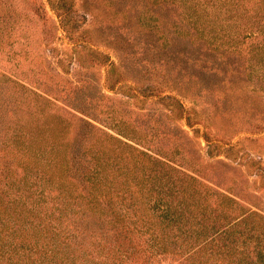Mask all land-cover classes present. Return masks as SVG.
<instances>
[{"label":"trees","instance_id":"trees-1","mask_svg":"<svg viewBox=\"0 0 264 264\" xmlns=\"http://www.w3.org/2000/svg\"><path fill=\"white\" fill-rule=\"evenodd\" d=\"M51 27L102 84L49 72ZM0 61V264H264V214L206 168L264 128V0H0Z\"/></svg>","mask_w":264,"mask_h":264},{"label":"rangeland","instance_id":"rangeland-1","mask_svg":"<svg viewBox=\"0 0 264 264\" xmlns=\"http://www.w3.org/2000/svg\"><path fill=\"white\" fill-rule=\"evenodd\" d=\"M17 2H20L26 6L32 7L33 5L38 4L40 0H16ZM105 1V0H103ZM108 1V0H107ZM86 2H93V3H99L100 0H74V4L79 6L82 4H85ZM47 15L50 18H54V13L52 10L47 7ZM35 18V16H33ZM50 20H46V24L42 23V20H38L37 28L42 26L44 30H47L46 27L48 24H50ZM42 29V30H43ZM52 33H46V37H48L47 40L50 39V43L56 45L57 49L49 50L48 47H43L39 50L45 54L47 57L46 60L49 65V72L52 74L59 73L61 78L65 77H88L90 79H95L97 84H102L103 80V70L104 67L100 64L94 65L91 68H85V66L81 65V61L77 59L76 57L70 56V53L72 52L70 48L65 47L64 45L70 44L71 39H68L67 37H64L63 39H58L55 37L54 29L51 27ZM58 34L60 32L58 31ZM42 35V33H41ZM102 49H105V51L109 52V48H104L103 46H99ZM68 49V50H67ZM109 49V50H108ZM62 51V55L65 57V64L64 68L68 69V72H64L61 70V67L57 63H55L56 58L58 57L56 55V51ZM112 54H115L116 51H112ZM64 52V53H63ZM66 54V55H65ZM124 54L122 55V59H126L127 54L124 51ZM57 56V57H56ZM117 60V59H116ZM119 60V59H118ZM2 61V60H1ZM0 61V62H1ZM119 62V61H118ZM1 64V63H0ZM42 65H45V62L42 63ZM53 65V66H52ZM1 68V67H0ZM24 68H27V65H24ZM89 75L91 77H89ZM106 93L109 95V97L105 99H109L110 101H113L115 103H120V96H125L121 92H113L111 89H106ZM124 104V103H123ZM136 106L137 103H134ZM143 106H153L152 102L145 103ZM172 123L175 125H178L180 123V120L177 118L171 119ZM256 120H252L251 122H255ZM195 126H199L198 124H195ZM248 127L246 130H242L240 134H238L235 138L238 139L237 144L233 147V150L230 153L225 152H212V156L209 157L208 162L206 164V168L208 169V172L211 174H214V183L212 185L220 190L227 191V186L231 184H236L237 186L241 187V190L236 189L237 192H240L239 194L242 196L241 202L243 203H249L253 206V208L259 210L262 214H264V128L260 125H249L245 126ZM188 128V127H187ZM190 128H188L189 130ZM175 131L178 132L180 135L181 133L178 131V129L175 127ZM189 135H191L192 139L189 141V145L194 149L193 152L195 155L198 156V147L196 140H199V136L195 137L193 135V132L191 129L189 130ZM181 139H186L183 135L181 136ZM201 145H204V141L201 138ZM205 162L206 161H202ZM232 190V189H231ZM260 223L257 224V228ZM260 229V228H259ZM213 231H208L207 236H210ZM254 242V241H252ZM142 264H148L146 262H143ZM151 264H154L151 263ZM164 264V263H162Z\"/></svg>","mask_w":264,"mask_h":264}]
</instances>
